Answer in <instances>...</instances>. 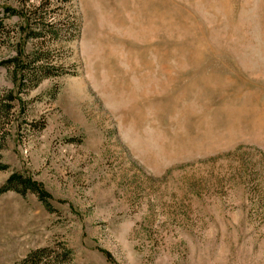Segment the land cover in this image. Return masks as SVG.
<instances>
[{"label":"rangeland","instance_id":"374dc122","mask_svg":"<svg viewBox=\"0 0 264 264\" xmlns=\"http://www.w3.org/2000/svg\"><path fill=\"white\" fill-rule=\"evenodd\" d=\"M14 175L0 264H264V0H0Z\"/></svg>","mask_w":264,"mask_h":264},{"label":"trees","instance_id":"16d2710c","mask_svg":"<svg viewBox=\"0 0 264 264\" xmlns=\"http://www.w3.org/2000/svg\"><path fill=\"white\" fill-rule=\"evenodd\" d=\"M20 187L22 188L21 190L18 189ZM10 191L24 194L27 191L36 193L38 192V189L37 186L34 183H32L30 180L23 179L21 176L14 175L6 181L5 185L2 188H0V194H4ZM47 252L48 251L46 249L30 252L23 260H21L16 264H42L41 262L44 260L43 258L45 256L49 258V256L46 255ZM43 264H49V263L47 262Z\"/></svg>","mask_w":264,"mask_h":264}]
</instances>
